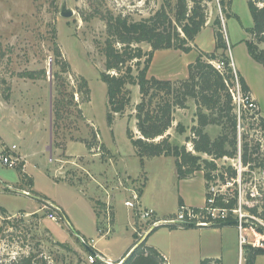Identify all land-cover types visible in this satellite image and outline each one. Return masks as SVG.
I'll return each mask as SVG.
<instances>
[{
  "label": "rangeland",
  "instance_id": "obj_1",
  "mask_svg": "<svg viewBox=\"0 0 264 264\" xmlns=\"http://www.w3.org/2000/svg\"><path fill=\"white\" fill-rule=\"evenodd\" d=\"M176 1L172 0L173 6ZM64 3L74 13L73 17L61 16ZM164 6L166 0H0V149L11 151L17 159L16 168L0 163V206L7 211V217L0 215V264H15L31 254L36 261L43 259L47 263L88 264L89 253L73 230L83 234L87 241L93 240L96 247L115 259L135 243L134 229L139 236L150 226V222L140 220L138 212L134 214L132 208L125 206L126 200H134L132 193L124 190L127 172L133 176L140 172L132 181L139 201L147 172L150 184L145 200L157 201L167 215L177 208L175 158H149L146 169L128 136L130 129L139 137L134 118L135 105L140 102L139 87H131V107L125 115L116 116L110 126L107 86L100 77L106 68V16L122 15L140 21L152 17ZM207 6L214 33V20L221 18L228 47L226 55L236 65L235 69L232 67L236 75L242 74L246 79L256 104L253 110L243 109L238 114L241 117L247 112L239 130L241 134L246 132L251 142L262 144L260 157L264 159V131L259 127L260 119H264V68L250 57L245 45L250 38L247 29L253 25L247 0L233 1L228 9L231 18H226L218 0H207ZM55 32L62 54L60 64L53 54ZM194 42L190 43L192 50L197 49L199 54H210L216 49L215 46L214 51L205 52ZM140 46L145 51L151 50L147 44ZM177 51L180 55L184 53ZM156 53L159 55L152 63L150 77L173 82L189 77L186 63L195 55L168 60L163 51ZM28 73H34V79ZM83 79L88 83V92L82 87ZM57 101L62 102L58 115L54 108ZM196 114V104L189 101L188 108L175 112V122L168 132L175 144L186 145L190 151L192 145L187 141L193 138V128L198 124ZM178 124L184 131H177ZM206 131L215 139L221 128L211 125ZM216 163L219 168L233 166L237 171L240 168L239 161L230 158ZM245 172L250 170L242 166L237 189L246 206H257L264 192V168H256L244 178ZM201 175L204 173H195L191 178L196 179L189 184L191 203L196 205H202L205 199L206 181L204 185ZM210 186V192L217 195L229 192L232 196L236 191L232 183L223 185L215 181ZM256 192L260 194L257 196ZM252 193L257 197H252ZM95 208L98 216L103 215V228H98ZM60 210L66 211L72 226ZM255 218L259 221L253 220L255 223L264 226V221L260 223ZM224 227L228 228H220ZM247 227L248 244L264 248V235L252 221ZM167 228L170 229L160 227L155 238L172 249L171 264H201L205 260L200 258L198 247L181 244L182 235L169 236ZM99 229L105 231V237ZM237 236L238 247L230 256L226 254L227 264H249L248 244L240 248L238 230ZM254 264H264V256L257 257Z\"/></svg>",
  "mask_w": 264,
  "mask_h": 264
},
{
  "label": "trees",
  "instance_id": "obj_2",
  "mask_svg": "<svg viewBox=\"0 0 264 264\" xmlns=\"http://www.w3.org/2000/svg\"><path fill=\"white\" fill-rule=\"evenodd\" d=\"M233 1L218 0L226 18H231L228 9H231ZM247 4L253 25L247 29L250 38L245 41V44L250 57L264 68V0H247ZM208 10L207 0H177L174 6L172 0H166V6L148 19L135 21L122 15L106 16L107 38L104 46L106 68L100 77L107 86V121L110 126L114 124L116 116L125 115L131 107V87H139L140 102L134 109L139 137H135L130 129L128 136L142 166L145 159L173 157L176 160L179 180H187L195 173L203 172L207 190L206 205L213 198L210 192L211 183L221 181L223 185L228 183L236 185V191L232 196L229 192L218 194L213 205L229 212L228 218L214 227L236 226V216L233 211L239 206L240 191L237 189L239 173L233 166L219 168L216 161L224 158L238 160L244 168L252 172L256 168H264V159L260 157L262 144L251 142L248 134L246 132L241 134L239 130L241 120L246 119L247 112L241 117L238 116L231 94V87L235 83V71L231 66V59L226 55L228 47L224 40L221 18L216 17L213 23L215 51L210 54L200 52L195 62L188 67L187 79L173 82L149 76L156 52L180 50L190 53L192 51L190 43L194 42L209 21ZM141 44H147L151 50L145 51ZM53 54L56 63L60 64L62 54L56 41V32L53 36ZM221 58L225 63L223 72L218 71L212 63ZM63 66L68 68L66 63H63ZM34 75V73L27 74L32 79ZM54 77L58 79L59 74L55 72ZM239 82L244 94L251 97L250 86L241 74ZM82 87L89 91L85 79L82 80ZM189 101H194L196 104L198 119L197 126L193 128V138L187 141L192 145L191 151L186 145L175 144L168 134L175 122V112L178 109L188 108ZM61 105V101H57V105L54 103L57 115ZM211 125L221 128L220 135L215 139H212L206 131V128ZM259 127L264 131V119H260ZM177 131H184L181 124L177 125ZM203 156H209L211 159H205ZM250 172L243 173L244 178L249 176ZM256 193L257 196L260 194ZM259 200L260 204L257 206L248 207L244 202L242 207L246 213L257 217L262 222L264 221V192L260 194ZM183 205L180 200V206ZM60 211L66 217L65 213ZM0 215L7 217V211L2 206H0ZM254 225L256 230L264 235V226L255 222ZM159 228L152 230L151 234ZM170 228L179 229V227ZM190 228L194 227H183V229ZM134 237L133 251L129 250L122 264H168L160 251L148 245L147 239L143 240L139 237L138 232H135ZM90 248L96 252L92 247ZM248 248L251 253L249 264H254L257 257L264 256V248L252 245H248ZM212 261L214 260L206 259L201 264H210ZM39 262L47 264L43 259L36 261V256L31 254L15 264H38ZM96 264L105 263L97 262Z\"/></svg>",
  "mask_w": 264,
  "mask_h": 264
},
{
  "label": "crops",
  "instance_id": "obj_3",
  "mask_svg": "<svg viewBox=\"0 0 264 264\" xmlns=\"http://www.w3.org/2000/svg\"><path fill=\"white\" fill-rule=\"evenodd\" d=\"M207 29H209L208 32H205ZM194 43L197 46V48L202 50V51H205V52L214 51L215 46H216L215 33H214L213 26H211L210 21L207 23V25L201 31V33L197 36ZM241 44H243V43L241 42ZM173 51H175V52H173ZM197 51L198 50L195 49V50H192L190 53H182L180 55L179 53H181V52H179L177 50H163V55L166 58H168V60H171L172 58H174V60H175V58H177V56H182V55H184V56L185 55H189V56L195 55L194 59H190L191 61H187L186 64H187V68H188L189 65L197 59V57L199 55V52H197ZM157 55H159V53L158 54L156 53L154 60L157 58ZM234 66H236V65L234 64ZM175 162H176V160H175ZM144 163H145L144 168L147 169L149 160L145 159ZM139 174H140V172L137 175L133 176V175L129 174V172L126 173V184H127V186L125 187L124 190L131 192L133 196H134L135 192L133 189L132 181L135 180L134 179L135 177L136 178L139 177ZM146 175H147L146 176L147 181H146V184L143 188V193H142L140 201H139L140 207L144 206V209H154L156 211L159 219H166V218H170V216L175 215L179 209L180 200H182L183 204L187 207H192V208L204 207L205 202H206V190H205V194H204V196H205L204 203L202 205H196V204L191 203L192 198H191V191L189 190V187H190L189 184L193 180H195L196 178H191V179H187V180H179V178H178V184H179L178 206L175 209V211L170 213V215L162 213V210L159 208L160 204L157 201L153 200V201L148 202L145 200L146 190H147L148 185L150 184V178H149L147 172H146ZM201 178L204 179V176L201 175ZM203 183L205 185V179H204ZM127 201L128 200H126L125 203ZM144 202L146 205L144 204ZM107 204H108V202H107ZM62 209H64V208H62ZM94 211H96L95 212L96 217L99 218L98 219V223H99L98 228H100V227L103 228L104 227L103 215L98 216L96 208ZM114 213H115V210H114ZM134 214H136V211L134 212ZM65 215H66V217H65L66 220L68 221V223L71 224V221H70L69 216L66 213V211H65ZM134 225L136 226L135 222H134ZM71 226H72V224H71ZM226 226L228 228L215 227L214 230H207L209 228H197V229L196 228H190V229L179 228V229H175V230L172 228H170V229L167 228L169 230H167L166 233L169 236L178 235V234L182 235L184 240L182 241L181 244H192V247H196V248L198 247L201 259H203V258L205 260L206 259H212V260L218 261L219 264H227V258L228 257L226 256V254H228L230 256L231 251L235 250V248L238 247V236H237V227L236 226H233V225H226ZM99 230L101 231V229H99ZM160 231L161 230L155 231L154 233L151 234L152 230H149V227H148L147 229L142 230V234H139V237H141L143 240L147 239L148 245L153 246L158 251H160L163 254V256L168 260V263L171 264L170 254H172V249L167 244H162V243L160 244L159 241L156 240V238H155L160 233ZM207 231L210 233L216 234L218 237L210 236ZM135 232H138V231H135V229H134V234H135ZM79 235L84 237L83 234H81V233H79ZM105 236H102V237H105ZM95 244L96 243L94 242V245L92 248L96 252L103 255L107 260H111L112 262H118V261L122 260L126 256V254L129 252V250H132V248L134 246V244H132L131 246L128 247V249H126L125 251H123L122 253L117 255L115 259H112L111 257H109L105 253V251L103 249H99L98 247H96ZM181 252H182V246H181ZM229 252H230V254H229ZM235 252H236V250H235Z\"/></svg>",
  "mask_w": 264,
  "mask_h": 264
},
{
  "label": "built area",
  "instance_id": "obj_4",
  "mask_svg": "<svg viewBox=\"0 0 264 264\" xmlns=\"http://www.w3.org/2000/svg\"><path fill=\"white\" fill-rule=\"evenodd\" d=\"M214 67L220 71L223 72L225 70V63L223 61H216L212 62ZM232 67H234V63L231 64ZM235 71V83L233 87L231 88V94L233 96L234 103L237 108V113L239 116L241 115V112L243 109H254L256 108L254 101L251 99V97L246 96L242 90L241 84L239 82L238 76L236 75ZM16 147H13L12 151L15 150ZM0 163L9 167V168H16L17 167V159L11 154V151L1 150L0 149ZM239 179L240 182L241 176H242V165L239 162ZM213 198H211L208 201V205L205 204L204 207L199 208L198 210L192 207H187L185 205L179 206L178 211L175 215H173L170 218L166 219H159L157 216V213L154 209H143L140 207L139 198L134 193V200L133 201H127L125 203L126 207L132 208L136 212H138L140 216V220L150 222L149 230H153L158 227H198V228H208V227H214L217 223L223 222L228 218V210L226 209H219L214 207L215 198L217 196L216 193H213ZM254 196V195H253ZM243 198L240 195L239 196V206L236 210L233 211L234 215L236 216V227L239 234V244L240 248L244 247L246 244H248L247 239L245 237V231L247 230V226L252 221L253 226L254 221H258L255 217L249 215L243 210ZM254 220V221H253ZM259 222V221H258ZM262 223V222H260ZM252 230L254 234L256 235V230L252 227ZM247 232V231H246ZM100 234L106 235L104 231H99ZM80 241L82 242L83 246L93 247L94 241H87L84 237L80 236ZM249 245V244H248ZM254 247H260L255 246ZM88 264H96L97 262H103L105 264H122L123 259L118 262H112L111 260H107L103 255H101L98 252L89 253L88 257ZM168 261V260H167ZM218 261L214 260L210 264H217ZM47 264H54V263H47ZM169 264V263H168Z\"/></svg>",
  "mask_w": 264,
  "mask_h": 264
},
{
  "label": "water",
  "instance_id": "obj_5",
  "mask_svg": "<svg viewBox=\"0 0 264 264\" xmlns=\"http://www.w3.org/2000/svg\"><path fill=\"white\" fill-rule=\"evenodd\" d=\"M74 13L67 8V3H64L63 6H62V12H61V16L63 18H71L73 17ZM50 73H52V65H50ZM74 234L77 235V237L80 239V235L75 231L73 230ZM86 250H88L90 253H93V251L91 250L90 247L88 246H85ZM133 251V250H132ZM131 251V252H132ZM130 255V254H129Z\"/></svg>",
  "mask_w": 264,
  "mask_h": 264
}]
</instances>
